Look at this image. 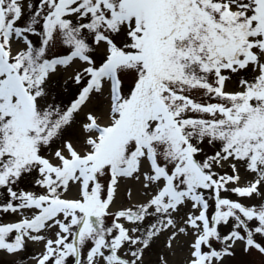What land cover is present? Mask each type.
<instances>
[{
  "label": "snow or ice",
  "instance_id": "6c2138e0",
  "mask_svg": "<svg viewBox=\"0 0 264 264\" xmlns=\"http://www.w3.org/2000/svg\"><path fill=\"white\" fill-rule=\"evenodd\" d=\"M3 216L7 264H264V0H0Z\"/></svg>",
  "mask_w": 264,
  "mask_h": 264
},
{
  "label": "rangeland",
  "instance_id": "374dc122",
  "mask_svg": "<svg viewBox=\"0 0 264 264\" xmlns=\"http://www.w3.org/2000/svg\"><path fill=\"white\" fill-rule=\"evenodd\" d=\"M64 75H67V73H65ZM90 107H97L99 108L100 112H104L105 110L103 104H97L95 101L93 102L92 105H90ZM21 187H23V185ZM27 190H32V189L29 187ZM120 194L122 196V199L119 202V206L121 205L126 206L127 204L131 203V201H129L127 198L126 189H124L123 191H120ZM18 218H19L18 216H3V217H0V222H3V223L14 222ZM109 223H110V219H109ZM40 251H41L40 246L29 243L27 245L26 251L24 253H21V256L25 258V261L27 262V264H31L30 257L34 254H38ZM161 251H163L161 244L158 243L157 245H154L152 251L149 253L150 255L154 256V260L151 259V261L154 262L157 258L156 254ZM10 259L11 258L7 256H0V264H7V261ZM242 259L246 261L247 264H260V258L256 255L242 257Z\"/></svg>",
  "mask_w": 264,
  "mask_h": 264
},
{
  "label": "bare ground",
  "instance_id": "6f19581e",
  "mask_svg": "<svg viewBox=\"0 0 264 264\" xmlns=\"http://www.w3.org/2000/svg\"><path fill=\"white\" fill-rule=\"evenodd\" d=\"M126 187H130L132 192H133V201L131 202H134V201H140V200H143L145 197L143 196V194L141 192H139V186L138 185H129V186H125V185H121V188H120V191H123L124 189H126ZM120 191L117 195V198H116V207L119 206V202L121 201L122 199V196L120 194ZM182 255H180L179 253L174 256V257H170L169 260H170V264H179V261L182 260ZM153 259L154 260V256L153 255H150L149 253L146 255V260H151Z\"/></svg>",
  "mask_w": 264,
  "mask_h": 264
}]
</instances>
